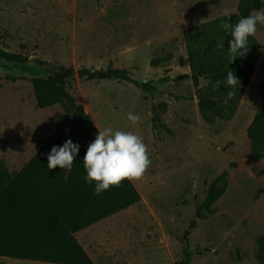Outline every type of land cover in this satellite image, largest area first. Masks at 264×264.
<instances>
[{
  "label": "rangeland",
  "instance_id": "obj_1",
  "mask_svg": "<svg viewBox=\"0 0 264 264\" xmlns=\"http://www.w3.org/2000/svg\"><path fill=\"white\" fill-rule=\"evenodd\" d=\"M238 1L0 0V48L28 58L25 64L0 60V166L8 172L21 169L38 151L58 118L67 122L73 116L59 99L38 108L31 78H45L60 66L97 72L111 67L157 86L150 95L107 76L87 80L75 75L67 81V91L99 130L137 131L152 161L143 177L132 181L141 195L137 204L76 234L94 264H176L191 221L196 226L189 235L190 264H259L264 159L250 157L246 130L262 103L264 25L258 24L254 35L261 56L230 120L206 124L197 98L208 81L201 79L194 87L176 78L189 72L185 29L226 10L235 13ZM167 54L171 61L151 65ZM129 112L138 114L141 123L133 125ZM220 174L223 193L214 213L198 211ZM0 264L51 263L0 257Z\"/></svg>",
  "mask_w": 264,
  "mask_h": 264
},
{
  "label": "trees",
  "instance_id": "obj_2",
  "mask_svg": "<svg viewBox=\"0 0 264 264\" xmlns=\"http://www.w3.org/2000/svg\"><path fill=\"white\" fill-rule=\"evenodd\" d=\"M262 7V0H239L230 23L235 25L241 17ZM222 19H226L224 15L185 29L183 38L189 72L176 77L190 80L194 87L199 86L201 79L208 81L205 92L197 98L201 118L208 125L214 124L217 119L228 121L233 117L261 56L258 40L250 36L247 54L229 63L228 47L232 36L220 27ZM222 41L224 48L221 49L218 45ZM171 59L172 55L167 54L154 58L151 65L157 67ZM0 60L15 64L28 62L27 56L22 53L3 48H0ZM229 70L239 78L240 86L230 89L221 84L214 92L209 81L226 80ZM102 73L111 79L130 83L147 94L157 92L153 81L139 82L126 69L108 67ZM75 75L92 80L97 78L98 72L60 66L45 78L33 77L30 80L38 108L49 107L54 99H59L66 102L65 109L73 112V116L67 122L58 118L53 134L21 169L8 172L0 166V257L51 264H94L76 233L137 204L141 199L132 181L124 180L120 186L110 187L100 195H94L95 182H85L86 171L82 160L91 142L89 135L95 137L99 129L83 105L66 89L67 81ZM259 87L262 90L261 107L246 130L251 142L250 157L254 160L264 159V77ZM230 90L235 91V96L224 103L223 98ZM155 119L157 121L158 117ZM160 126L168 131L165 126ZM80 137H84L83 143L78 141ZM68 139L80 146L71 171L59 166L48 169L47 154L52 146H62ZM223 179L224 175L220 174L210 183L205 198L197 207L198 211L208 215L214 213L213 205L223 193L219 188ZM195 226V222L191 221L184 231L182 259L176 264H190L189 235ZM256 259L259 264H264V236L258 238Z\"/></svg>",
  "mask_w": 264,
  "mask_h": 264
},
{
  "label": "clouds",
  "instance_id": "obj_3",
  "mask_svg": "<svg viewBox=\"0 0 264 264\" xmlns=\"http://www.w3.org/2000/svg\"><path fill=\"white\" fill-rule=\"evenodd\" d=\"M224 17L226 19L221 20L220 27L232 36L228 47L231 63L249 51L248 38L256 34L258 24L264 25V10H253L248 16L241 17L235 25L230 23L231 14L227 10ZM218 48H224L223 41ZM209 83L214 92L219 90L221 84H226L230 89L240 86L239 78L231 70L227 72L226 80ZM234 96L235 91H228L223 98L224 103H228ZM127 119L133 125L141 123L140 116L132 112L127 114ZM79 147L71 139L66 140L62 146H52L47 154V168L59 166L71 171ZM82 162L86 171L85 182H95L94 195H100L110 187H118L124 180H139L152 163L148 146L137 131H113L110 127L97 131L95 139L87 146Z\"/></svg>",
  "mask_w": 264,
  "mask_h": 264
},
{
  "label": "water",
  "instance_id": "obj_4",
  "mask_svg": "<svg viewBox=\"0 0 264 264\" xmlns=\"http://www.w3.org/2000/svg\"><path fill=\"white\" fill-rule=\"evenodd\" d=\"M106 76L107 75L105 73H102V72H98V75H97L98 78L106 77Z\"/></svg>",
  "mask_w": 264,
  "mask_h": 264
},
{
  "label": "crops",
  "instance_id": "obj_5",
  "mask_svg": "<svg viewBox=\"0 0 264 264\" xmlns=\"http://www.w3.org/2000/svg\"><path fill=\"white\" fill-rule=\"evenodd\" d=\"M95 225V224H94ZM77 234V233H76Z\"/></svg>",
  "mask_w": 264,
  "mask_h": 264
}]
</instances>
